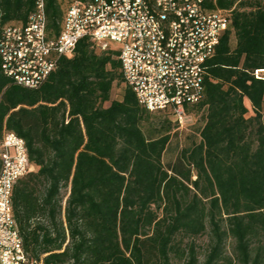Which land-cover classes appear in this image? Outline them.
I'll list each match as a JSON object with an SVG mask.
<instances>
[{"label":"trees","instance_id":"16d2710c","mask_svg":"<svg viewBox=\"0 0 264 264\" xmlns=\"http://www.w3.org/2000/svg\"><path fill=\"white\" fill-rule=\"evenodd\" d=\"M74 1L88 0H45L50 35ZM204 4L229 10L230 23L205 63L202 100L185 109L203 124L182 146L173 115L147 110L124 83L114 45L79 40L36 89L0 65V139H23L29 160L11 206L30 259L264 264V76L255 75L264 70V0ZM34 9L35 0H0V36Z\"/></svg>","mask_w":264,"mask_h":264},{"label":"built area","instance_id":"2783aa9c","mask_svg":"<svg viewBox=\"0 0 264 264\" xmlns=\"http://www.w3.org/2000/svg\"><path fill=\"white\" fill-rule=\"evenodd\" d=\"M229 23V10L204 0L74 1L55 36L47 31L45 0H35L26 22L1 34L0 65L14 84L36 89L79 40L101 49L114 45L124 83L139 104L181 123L186 107L203 98L205 63ZM0 164V264H42L25 252L12 211L13 186L29 170L25 143L13 132L0 139Z\"/></svg>","mask_w":264,"mask_h":264},{"label":"rangeland","instance_id":"374dc122","mask_svg":"<svg viewBox=\"0 0 264 264\" xmlns=\"http://www.w3.org/2000/svg\"><path fill=\"white\" fill-rule=\"evenodd\" d=\"M264 72V70H262ZM261 76H264V73H261ZM120 92L121 88L119 86H115L112 92V98H120ZM246 106L249 108L247 116L252 115V110L250 109V105L247 101H245ZM203 124L202 121V115L201 113H195V112H190L189 114H185L183 116V120L181 123L178 122V130H177V137H173L174 139H177L180 143V145H184L187 143V138L190 135H193L194 132L198 127H200ZM69 193V187H64L61 190V204L64 207L65 206V201L66 198L68 197ZM207 243H208V237L206 235L198 237L196 239V244H197V251L199 253L200 260L204 258V253L207 248ZM232 244L230 242L227 243L226 245V253L229 256L233 257V252H232ZM172 264H182V262H176L173 261Z\"/></svg>","mask_w":264,"mask_h":264}]
</instances>
